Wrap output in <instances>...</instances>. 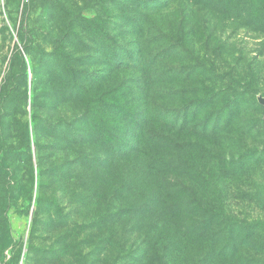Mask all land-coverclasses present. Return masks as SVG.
<instances>
[{
    "label": "rangeland",
    "instance_id": "1",
    "mask_svg": "<svg viewBox=\"0 0 264 264\" xmlns=\"http://www.w3.org/2000/svg\"><path fill=\"white\" fill-rule=\"evenodd\" d=\"M148 1L140 32L126 0H0V264H264V0ZM137 39L172 40L187 123L214 136L201 184L188 180L217 258L167 245L143 216L163 199L120 161L142 117L126 127L113 91L132 99L142 78L110 61H138Z\"/></svg>",
    "mask_w": 264,
    "mask_h": 264
},
{
    "label": "trees",
    "instance_id": "2",
    "mask_svg": "<svg viewBox=\"0 0 264 264\" xmlns=\"http://www.w3.org/2000/svg\"><path fill=\"white\" fill-rule=\"evenodd\" d=\"M196 1L179 0L190 7L201 6V9L209 4L208 1ZM149 3L148 0H126V3L123 4L125 6L123 9L135 10L139 15L140 32H142V25H145L146 22L148 25L151 24L150 15L156 9L155 5L151 7ZM209 11L212 12V10ZM160 35L161 33H158V36ZM114 40L115 38L110 42L112 51L116 46ZM168 41L165 43L161 40L157 42V39L156 41L137 39L135 43L140 47L138 61L125 65V60L119 61V56H117L118 60L110 61L111 74L120 70L131 71L139 73L142 78V89L138 95L131 99L118 94L120 83L113 91L111 102L117 106L121 105L120 112L125 115L126 127L129 125V116L135 108H140L142 122L138 125L136 133L128 136L130 143L124 147L123 153L120 154L122 157L120 161L126 165L128 178L138 177L142 178V181H149L154 188L153 194L157 198L163 199L161 204L164 209L155 213L156 217L152 218L147 214L143 216L148 217L150 223L156 222L158 226H163V230L168 231L170 237H167V245L170 243L173 245V240L175 243L182 244L179 238L184 237L186 243L203 250L205 254H200L195 259V262L198 263L208 256L217 258L222 253L219 248H208L205 251L206 234L204 231H198L203 224L201 222L204 221H193L192 215L189 214L191 213L190 209L193 211L201 209L199 201L194 197L198 192L193 193L189 186L188 179H192L189 177V173H193L194 181L201 184L202 179L198 169L201 167L200 164L203 169H206V166L211 162L213 156L210 155L209 143L214 136L207 134L206 125L199 130L198 124L189 125L187 123L190 101L186 99L189 93H186L185 85L188 77L182 74L181 68H179L180 73L175 74L177 65L175 46H173L172 40ZM143 47L148 51H144ZM115 93L118 95L115 96ZM132 103L137 106L133 107ZM175 113H180L181 117L175 119ZM192 147L196 148V151L191 153L190 151L194 150ZM196 162H198V167ZM179 169H184L185 172L179 175L177 173ZM132 185V190L140 191L138 185ZM127 192L129 195L132 194L130 187ZM153 207L157 208V205ZM144 209L146 208L144 207ZM209 222L211 223L210 220ZM190 227H195L196 232L189 231ZM149 235L153 234L149 231L147 236Z\"/></svg>",
    "mask_w": 264,
    "mask_h": 264
},
{
    "label": "water",
    "instance_id": "3",
    "mask_svg": "<svg viewBox=\"0 0 264 264\" xmlns=\"http://www.w3.org/2000/svg\"><path fill=\"white\" fill-rule=\"evenodd\" d=\"M263 106H264V101L262 102Z\"/></svg>",
    "mask_w": 264,
    "mask_h": 264
}]
</instances>
